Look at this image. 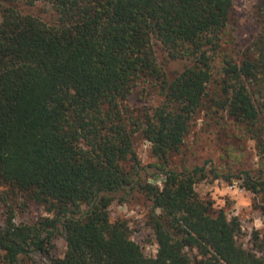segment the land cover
<instances>
[{"label": "trees", "instance_id": "obj_1", "mask_svg": "<svg viewBox=\"0 0 264 264\" xmlns=\"http://www.w3.org/2000/svg\"><path fill=\"white\" fill-rule=\"evenodd\" d=\"M233 1L0 0V264L48 255L57 237L54 264H264L238 242L239 220L199 198L205 166L169 164L206 104L264 152V30L228 51ZM37 3L50 20L19 10ZM140 88L158 104H131ZM139 139L161 186L143 179ZM243 175L245 190L264 191V178ZM131 193L151 202L155 256L110 219L116 195ZM31 206L44 212L17 223Z\"/></svg>", "mask_w": 264, "mask_h": 264}, {"label": "rangeland", "instance_id": "obj_2", "mask_svg": "<svg viewBox=\"0 0 264 264\" xmlns=\"http://www.w3.org/2000/svg\"><path fill=\"white\" fill-rule=\"evenodd\" d=\"M19 10L48 21L52 13L49 6L37 3L33 7L20 4ZM264 30V0H234L227 27V50L241 52ZM157 49V48H156ZM157 55L163 58L160 49ZM184 62L169 64L172 70L179 69ZM159 98L153 91L134 93L130 103L155 106ZM259 141L247 134L245 127L228 116L224 111L202 105L189 122L188 133L180 150L169 156L171 167L205 166L208 177L199 181L194 189L199 198L212 204L214 210H223L229 218H237L241 225L238 242L247 250H253L264 257V191L253 194L243 188V172H250L254 179L264 178V152L259 149ZM135 149L141 164L145 167L143 179L156 182L161 186V176L152 178L157 172L151 167L156 158L151 152V145L137 140ZM211 170L219 174L213 179ZM226 177H230L227 179ZM241 178V179H239ZM124 197V199L122 198ZM151 202L139 193L126 196L116 195L109 207L111 221L117 219L127 223L131 239L140 246L146 256H155L157 245L152 230L147 225V214ZM44 211L31 206L27 213L19 214L16 222H24ZM2 221L0 217V228ZM65 251L62 237H57L48 255L31 253L20 264H54Z\"/></svg>", "mask_w": 264, "mask_h": 264}]
</instances>
